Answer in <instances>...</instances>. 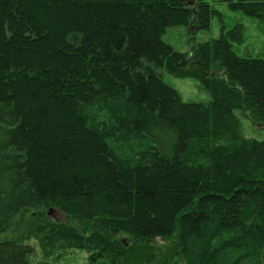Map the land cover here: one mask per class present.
I'll return each instance as SVG.
<instances>
[{"label":"trees","instance_id":"trees-1","mask_svg":"<svg viewBox=\"0 0 264 264\" xmlns=\"http://www.w3.org/2000/svg\"><path fill=\"white\" fill-rule=\"evenodd\" d=\"M224 2L264 22V0ZM224 21L207 0H0V236L55 207L81 228L47 230L93 264H264V139L240 121L264 128V59ZM34 251L0 240V264Z\"/></svg>","mask_w":264,"mask_h":264},{"label":"rangeland","instance_id":"rangeland-1","mask_svg":"<svg viewBox=\"0 0 264 264\" xmlns=\"http://www.w3.org/2000/svg\"><path fill=\"white\" fill-rule=\"evenodd\" d=\"M207 1L222 13L227 29L237 23L244 26L245 44L243 46H235L236 52L242 56L251 55L264 59V22L248 17L241 12L231 11L224 2L225 0ZM220 32V22L215 18L208 31H200L195 35L194 43L199 44L219 38ZM190 36L189 31L185 28H173L168 31L164 39L178 51L186 53L191 50ZM164 80L180 92L185 102H206L209 100L208 93L196 79H179L169 74H164ZM240 121L243 135L246 138L264 139V128L255 126L244 117H240ZM66 216L64 212L55 207L26 212L10 223L7 232L0 236V240L17 239L33 246L35 251L29 257V264H93L90 261V253L88 251L77 247L75 243H69L67 239H57L52 231L47 230L46 226L49 224L51 226L53 222L55 224H64L70 228H81L78 226V222L71 221ZM51 235L53 240L56 239L55 241L50 240Z\"/></svg>","mask_w":264,"mask_h":264},{"label":"water","instance_id":"water-1","mask_svg":"<svg viewBox=\"0 0 264 264\" xmlns=\"http://www.w3.org/2000/svg\"><path fill=\"white\" fill-rule=\"evenodd\" d=\"M191 3H193V1H192V2H190V4H191Z\"/></svg>","mask_w":264,"mask_h":264}]
</instances>
